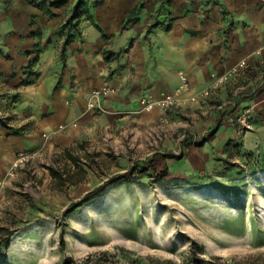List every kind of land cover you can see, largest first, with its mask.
Here are the masks:
<instances>
[{"label":"rangeland","instance_id":"1","mask_svg":"<svg viewBox=\"0 0 264 264\" xmlns=\"http://www.w3.org/2000/svg\"><path fill=\"white\" fill-rule=\"evenodd\" d=\"M101 1L76 0L66 24L74 27L83 4L94 23L92 7ZM103 35L111 59L119 52ZM245 60L206 97L163 111L141 103L162 95L143 94L136 107L91 122L68 145L44 133L45 142L19 151L0 176V226L12 231L0 264H264V143L250 138L255 106L207 134L219 105L261 77L264 63L243 72ZM11 117L0 114V125ZM65 147L87 170L61 185L48 167L73 168ZM20 153L25 158L15 165ZM154 155L155 174L116 177Z\"/></svg>","mask_w":264,"mask_h":264},{"label":"crops","instance_id":"2","mask_svg":"<svg viewBox=\"0 0 264 264\" xmlns=\"http://www.w3.org/2000/svg\"><path fill=\"white\" fill-rule=\"evenodd\" d=\"M75 1L0 0V114L12 116L0 125V176L19 151L45 142L44 133L68 145L91 122L136 107L141 95L172 90L182 71L200 90L242 59L243 72L264 63V0H102L92 7L94 23L83 4L71 28ZM103 33L119 52L111 59ZM105 84L116 91L107 111L93 114L91 91ZM245 87H254L241 102L242 110L255 106L250 138L263 144L264 71Z\"/></svg>","mask_w":264,"mask_h":264},{"label":"trees","instance_id":"3","mask_svg":"<svg viewBox=\"0 0 264 264\" xmlns=\"http://www.w3.org/2000/svg\"><path fill=\"white\" fill-rule=\"evenodd\" d=\"M130 16L128 19H130ZM68 43V39L65 40L64 45ZM254 90V87H245L242 89L238 94H236L233 99L225 106L220 108L217 113L214 115L212 120V129L207 133L208 135H211L213 131L218 128L220 125L224 124L226 127L231 126L238 117V114L242 110V98L245 96H248L252 91ZM199 144H202L201 142ZM64 155L67 157V161H70L72 163L73 168H69L67 170H60L56 167L50 165L48 168L50 170L51 175L60 183L61 185L68 184L70 182H74L73 176L77 170V172H86L85 165H80L79 158L76 156L73 151L71 150V147H65L63 149ZM155 155L146 158V159H138L136 160L132 167L128 169L127 171L120 173L116 177L124 178L126 180L134 179L138 176V174L141 173H150L155 174L156 166H155ZM152 171V172H151ZM160 176L165 175V173L159 174ZM12 231L9 227L6 226H0V255L4 252L5 248H7L11 242V236ZM62 235V240H63ZM201 263V260L199 261Z\"/></svg>","mask_w":264,"mask_h":264},{"label":"built area","instance_id":"4","mask_svg":"<svg viewBox=\"0 0 264 264\" xmlns=\"http://www.w3.org/2000/svg\"><path fill=\"white\" fill-rule=\"evenodd\" d=\"M263 49L264 46L261 49H259L258 52H260ZM245 63H246L245 59L241 60L240 63L234 66L232 69H230L226 75H222L218 77L217 81L214 83L212 87L203 89L201 91H193L189 76L187 75V73L182 72L180 74V83L178 87H176L174 90L168 93H165L164 95H162V97L158 99L145 96L142 99L141 103L147 109L159 107L161 110L167 111L172 107H177L179 105H182L187 100H197L200 97H206L211 93L212 88H215L219 84L226 81L228 76L233 75ZM113 91H114L113 87H111L108 84L102 87L95 88L92 91V98L88 102V108L98 112H104L106 110L105 99L110 94H112ZM219 106L220 108L223 107L222 104ZM24 158H25L24 154L20 153V157L18 158L17 161H15V165H18L19 161H22ZM77 263H83V259H78Z\"/></svg>","mask_w":264,"mask_h":264}]
</instances>
